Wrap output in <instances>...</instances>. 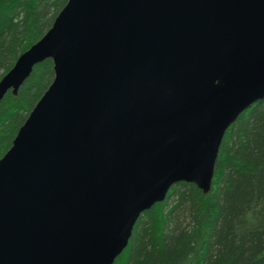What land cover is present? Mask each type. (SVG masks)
Segmentation results:
<instances>
[{
    "label": "water",
    "instance_id": "obj_1",
    "mask_svg": "<svg viewBox=\"0 0 264 264\" xmlns=\"http://www.w3.org/2000/svg\"><path fill=\"white\" fill-rule=\"evenodd\" d=\"M54 76L0 158V264H113L170 185L211 184L264 97V0H67L0 78Z\"/></svg>",
    "mask_w": 264,
    "mask_h": 264
},
{
    "label": "trees",
    "instance_id": "obj_2",
    "mask_svg": "<svg viewBox=\"0 0 264 264\" xmlns=\"http://www.w3.org/2000/svg\"><path fill=\"white\" fill-rule=\"evenodd\" d=\"M67 0H0V78ZM54 76L46 58L0 99V158ZM113 264H264V97L226 129L210 188L176 182L144 210Z\"/></svg>",
    "mask_w": 264,
    "mask_h": 264
},
{
    "label": "bare ground",
    "instance_id": "obj_3",
    "mask_svg": "<svg viewBox=\"0 0 264 264\" xmlns=\"http://www.w3.org/2000/svg\"><path fill=\"white\" fill-rule=\"evenodd\" d=\"M171 185H172V184H171ZM171 185H170V186H171ZM120 253H121V252H120ZM120 253H119V254H120Z\"/></svg>",
    "mask_w": 264,
    "mask_h": 264
}]
</instances>
